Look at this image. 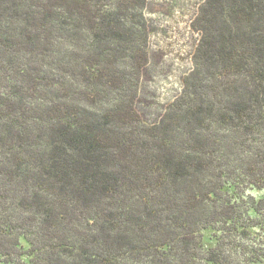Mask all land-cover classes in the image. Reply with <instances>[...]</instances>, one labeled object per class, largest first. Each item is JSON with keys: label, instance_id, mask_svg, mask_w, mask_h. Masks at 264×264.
<instances>
[{"label": "trees", "instance_id": "1", "mask_svg": "<svg viewBox=\"0 0 264 264\" xmlns=\"http://www.w3.org/2000/svg\"><path fill=\"white\" fill-rule=\"evenodd\" d=\"M145 5L0 0V264L264 257V199L246 195L264 189V0L207 1L155 123L136 107Z\"/></svg>", "mask_w": 264, "mask_h": 264}, {"label": "rangeland", "instance_id": "2", "mask_svg": "<svg viewBox=\"0 0 264 264\" xmlns=\"http://www.w3.org/2000/svg\"><path fill=\"white\" fill-rule=\"evenodd\" d=\"M208 0H146V56L142 53L136 107L143 121L158 122L183 94L186 78L195 68V55L203 36L202 10ZM147 58V61L144 60ZM145 64V65H143ZM231 193L233 189L229 190ZM248 197L264 199V189H251ZM212 231L203 232L206 249L215 246ZM25 250L29 245L22 239ZM28 261V257H24ZM257 264H264V257Z\"/></svg>", "mask_w": 264, "mask_h": 264}]
</instances>
